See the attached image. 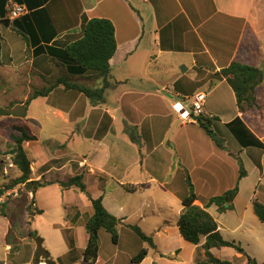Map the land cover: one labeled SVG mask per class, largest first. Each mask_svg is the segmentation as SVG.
Listing matches in <instances>:
<instances>
[{"label": "crops", "instance_id": "obj_1", "mask_svg": "<svg viewBox=\"0 0 264 264\" xmlns=\"http://www.w3.org/2000/svg\"><path fill=\"white\" fill-rule=\"evenodd\" d=\"M13 4L23 6L24 12L8 19L7 7ZM5 9L9 24H0V83L5 86L26 82L40 88L64 74L61 49L81 34L83 18H106L114 26L116 48L109 59L111 79L102 102L93 105L83 93L60 85L47 96L32 99L25 113L17 115L35 136L23 142L30 160L29 180L51 182L34 194L55 188L62 196L78 195V204L62 200L69 212L62 225L50 224L57 227L63 243L57 254L46 246L55 264H87L81 255L87 241L84 223L93 213L87 195L100 197L106 210L119 219L118 233L127 234L123 244L120 234L117 244L111 238L112 244L101 243V229L95 264H131L141 246L147 248V255L139 264H195L197 245L185 240L177 226L182 210L178 192L183 190L185 171L193 185L194 203L200 207L237 183L233 209L219 212L215 205L206 207L223 238L234 240L225 237L224 226L243 234L249 223L259 221L252 201L264 204V80L255 90L261 111L244 114L218 72L231 61L264 70V0H6ZM70 77L100 83L91 71ZM198 91L205 94V116L219 121L225 117L221 124L239 117L261 145H241L228 128L216 131V140L197 122L182 120L172 104H188L187 98ZM208 97L216 104L207 105ZM36 104L41 106V118L54 120L46 138L29 117ZM227 109L231 113H225ZM7 116L0 111V121ZM7 159L2 171L7 176L8 167L13 168L14 178L19 172ZM238 160L246 171L239 179ZM75 175L81 176L85 192L60 186L59 181ZM34 206L43 213L35 200ZM40 214L30 218V225ZM128 218L136 219L152 237L154 248L127 232V225H134ZM263 240L252 236L251 241L260 246ZM70 242L80 254L70 252ZM211 252L233 264L247 261L232 247H213Z\"/></svg>", "mask_w": 264, "mask_h": 264}, {"label": "trees", "instance_id": "obj_2", "mask_svg": "<svg viewBox=\"0 0 264 264\" xmlns=\"http://www.w3.org/2000/svg\"><path fill=\"white\" fill-rule=\"evenodd\" d=\"M5 2L0 0V24L8 25L9 21L5 18ZM116 48L114 37V26L112 22L106 18H83L81 25V34L74 40L67 43L61 49V58L59 62L63 67L64 74L57 75L51 78L45 86L33 88L27 94V97L22 105L24 112L28 103L37 97L47 96L54 88L62 85L64 88L71 89L83 93L93 104H99L103 100L105 89L110 85L111 68L109 59L113 56ZM2 64L0 59V65ZM87 71L94 72L100 83L98 85H89L84 82H76L71 79L72 75H81ZM218 75L224 77L235 95L236 106L239 112L247 114L253 111H261V106L257 102L255 94L256 87L264 80V70L260 67H255L248 64H243L238 61H231L227 66L220 69ZM53 80V81H52ZM199 128H202L207 136L216 134V131L229 129L230 132L237 138L241 145H261L255 139L251 132L245 127L239 117L226 124L217 125L216 129L211 126L215 122H219L216 117L200 116L196 120ZM12 132L9 136L12 140L9 158L13 166L16 167L19 175L12 178L5 189H12L17 184H24L33 194L35 190L45 184H50V181H33L30 179L31 168L30 160L27 157L26 151L23 148V142L34 140L35 136L26 129L24 125H12ZM209 130L212 132L210 133ZM246 134V135H245ZM250 136L247 139L245 136ZM222 141V140H221ZM246 174L240 160H238V179ZM183 190L178 192L181 197L182 210L177 221V226L181 236L192 244L197 245V251L202 250L204 255L203 260H195V264H233L229 260L219 259L215 257L211 248L232 247L238 253L244 255L248 264H264V261L258 262L255 258L249 256L243 247L234 240H227L221 235L218 224L213 216L206 210V207L215 205L219 212H224L233 209V200L238 192L237 183L234 187L227 189L219 195L210 197L205 206L200 207L194 203L196 196L193 190L188 173L185 171L183 180ZM63 188L76 186L80 191L85 192V185L81 181V176L75 175L68 178L66 181H59ZM127 189L134 190L136 187ZM88 199L91 202L93 213L86 218L84 227L87 232V241L82 250V259L87 264H95L98 257L99 249V231L104 229L110 234L112 243L117 244L119 241L118 225L119 219L111 214L103 206L101 198ZM253 212L260 222H264V204L256 199L252 201ZM29 217L42 213L38 208H27ZM0 214L4 215V212ZM132 232L136 234L139 242H145L150 247L155 245L150 235H146L139 226L127 225ZM29 235L35 237L36 231L29 230ZM203 240V242H201ZM70 249L74 251V245L70 242ZM147 255V248L140 247L138 251L131 257V264H139L140 261ZM195 257V256H194ZM48 264H55L49 256L44 258ZM70 260L74 258L70 255ZM62 261V260H61ZM156 264V263H153Z\"/></svg>", "mask_w": 264, "mask_h": 264}, {"label": "rangeland", "instance_id": "obj_3", "mask_svg": "<svg viewBox=\"0 0 264 264\" xmlns=\"http://www.w3.org/2000/svg\"><path fill=\"white\" fill-rule=\"evenodd\" d=\"M87 84L92 85L88 82ZM45 85L46 84H43L39 87ZM189 85L190 86L188 87V90L191 91L193 85ZM33 88H35V84H27L26 82L19 86H5L0 83V111H6V113L10 115L4 117L0 121V126H3L0 127V144L2 145V149H0V210L1 212H4V215L0 214V264H37L41 258L40 254L36 251L35 237L42 238V246L46 250H48L46 248L47 246L50 247L54 254L61 253L63 251V243H61V240L59 239L61 234L56 230L57 227H53L52 229L50 224L55 222L62 225L64 222L63 217L65 215H69V212L65 211L62 206V200L68 203L75 201V203L78 204V195L76 192H71L62 196L60 192L54 188L50 189L48 192L41 189V191L39 190L36 194H33L24 186V184H17L12 189H5V186L10 183L14 174L13 168L8 167L9 175H7L8 178L5 180L4 177L6 175L4 176L2 171V167L8 164L7 157L9 156L12 146V140L10 139L9 133L12 132V125H21L23 123L20 119H18L17 115H20L24 112V106L22 105V102L24 101L23 99H26L28 91H32ZM4 90L5 93H3ZM206 101L207 105L209 106L216 104L215 100L211 99L210 97L206 98ZM40 110L41 106L39 107L38 104L32 106L29 117H33L35 121H37V124L35 122L34 123L37 125L38 130H41L40 132H42H39V134L41 137L46 138L47 136L51 135L54 120L47 116V118H41L39 116L40 113H38ZM226 112L231 113V109H227L225 113ZM251 113L252 112H249L247 114ZM223 119H225V117L222 116L221 120ZM221 120L219 122L213 123L211 127L216 129L217 125H221ZM59 138L60 137L58 136L54 139L58 140ZM59 158L61 157H57V159ZM53 159L56 158L53 157ZM61 179H63V177ZM34 200L38 206L43 209V213L35 216V219L30 225L31 217H29L27 213V208L29 206L35 208ZM128 219L132 222L136 221L134 218ZM228 219L229 217L226 220ZM134 225L138 226L136 222H134ZM142 225L146 230H148L146 222L142 223ZM224 227L223 234L225 237H233L236 242H238L237 239L239 237L244 241L240 244L249 256L255 258L258 262L264 261V247L262 246L264 244V240L260 246L256 244V241H253L254 244L251 241L252 236H259L261 239L264 238V223L260 221H256L255 224L249 223L248 232L244 231L243 234H241V232L237 234L231 233L229 227ZM29 230L36 231L37 235L35 237L29 235ZM101 232V243L110 242V244H112L110 241V234L104 229H102ZM127 232L133 233L129 228H127ZM119 234L122 240L121 244H123V242L127 240V234L126 237H124L125 231L122 232V230L119 232ZM6 241L9 243V247H7V249L10 248L9 251L6 249ZM74 252H76V255L77 252L79 254L81 253L79 249ZM194 256V259L197 261L204 259L202 250L197 251ZM42 260L45 262V264H48L44 259ZM82 261L83 260H81V262ZM242 261L243 260L241 259L234 262L237 264H248L247 261L246 263H242ZM81 264L86 263L82 262Z\"/></svg>", "mask_w": 264, "mask_h": 264}, {"label": "built area", "instance_id": "obj_4", "mask_svg": "<svg viewBox=\"0 0 264 264\" xmlns=\"http://www.w3.org/2000/svg\"><path fill=\"white\" fill-rule=\"evenodd\" d=\"M24 8L21 5L13 4L10 7H7L6 17L8 19H14L21 14H23ZM205 94L204 92L198 91L193 93L187 98L188 104H183L180 102H174L172 104L173 110L186 122H196L197 118L200 116H205V111L203 108ZM181 105L185 110L186 115H182L181 112L177 109V105ZM31 192V191H30ZM32 193V192H31ZM37 264H45L42 258L37 262Z\"/></svg>", "mask_w": 264, "mask_h": 264}, {"label": "water", "instance_id": "obj_5", "mask_svg": "<svg viewBox=\"0 0 264 264\" xmlns=\"http://www.w3.org/2000/svg\"><path fill=\"white\" fill-rule=\"evenodd\" d=\"M185 69V68H184ZM211 133L212 131L209 130ZM212 137L216 140H218L217 136L215 134L212 135ZM42 238L41 237H35V244H36V251L40 254V258L44 259L48 256V251L42 246Z\"/></svg>", "mask_w": 264, "mask_h": 264}, {"label": "bare ground", "instance_id": "obj_6", "mask_svg": "<svg viewBox=\"0 0 264 264\" xmlns=\"http://www.w3.org/2000/svg\"><path fill=\"white\" fill-rule=\"evenodd\" d=\"M176 107H177V109L181 112L182 115H184V116L186 115L185 110L182 108V106H181L180 104L177 105Z\"/></svg>", "mask_w": 264, "mask_h": 264}]
</instances>
